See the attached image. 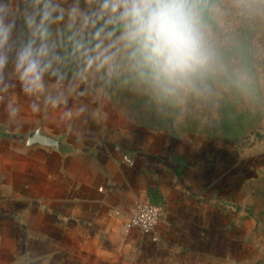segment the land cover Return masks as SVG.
Masks as SVG:
<instances>
[{
  "label": "clouds",
  "instance_id": "clouds-1",
  "mask_svg": "<svg viewBox=\"0 0 264 264\" xmlns=\"http://www.w3.org/2000/svg\"><path fill=\"white\" fill-rule=\"evenodd\" d=\"M262 31L264 0H0V115L83 140L125 95L198 151L229 106L264 114Z\"/></svg>",
  "mask_w": 264,
  "mask_h": 264
},
{
  "label": "crops",
  "instance_id": "crops-1",
  "mask_svg": "<svg viewBox=\"0 0 264 264\" xmlns=\"http://www.w3.org/2000/svg\"><path fill=\"white\" fill-rule=\"evenodd\" d=\"M66 142L77 150L25 149L17 157L23 170L0 173V244L19 251L0 247V264H19L20 254L27 257L20 264H204L194 245L208 238L209 196L189 180L185 158L133 150L130 166L115 150ZM145 199L162 205L163 218L150 233L125 232L134 204Z\"/></svg>",
  "mask_w": 264,
  "mask_h": 264
},
{
  "label": "rangeland",
  "instance_id": "rangeland-1",
  "mask_svg": "<svg viewBox=\"0 0 264 264\" xmlns=\"http://www.w3.org/2000/svg\"><path fill=\"white\" fill-rule=\"evenodd\" d=\"M260 35L264 37V31ZM16 91L20 94L19 86ZM134 107L131 97L114 96L105 108V118L99 124L89 121L85 125L83 140L54 120L33 116L26 110L19 127L0 115V173L23 170L25 160L21 162L17 157H25L27 136L42 120L46 131L65 135L77 147L85 144L109 148L123 158L134 156L133 150L143 149L161 153L168 162L185 158L190 165L189 180L196 191L209 196L205 200L210 206L205 205L203 213L208 238L194 245L195 251L199 248L204 254V264H264V114H250L235 104L229 106L221 128L195 151L172 132H154L148 119L139 117L138 122H132ZM189 135L195 137V133ZM40 163L38 160L36 165ZM93 163L88 159L80 161L87 166ZM3 184L0 181V188ZM6 246L19 253L15 244H0L4 249ZM26 258L20 254L18 263Z\"/></svg>",
  "mask_w": 264,
  "mask_h": 264
},
{
  "label": "built area",
  "instance_id": "built-area-1",
  "mask_svg": "<svg viewBox=\"0 0 264 264\" xmlns=\"http://www.w3.org/2000/svg\"><path fill=\"white\" fill-rule=\"evenodd\" d=\"M123 160L128 165L134 164V160L130 156H124ZM162 214H164L163 207L151 200L138 201L135 204L133 213L124 222L123 229L128 232L133 228H137L144 233H150L159 224Z\"/></svg>",
  "mask_w": 264,
  "mask_h": 264
},
{
  "label": "water",
  "instance_id": "water-1",
  "mask_svg": "<svg viewBox=\"0 0 264 264\" xmlns=\"http://www.w3.org/2000/svg\"><path fill=\"white\" fill-rule=\"evenodd\" d=\"M66 136L53 135L45 130L44 120H42L35 129L27 136L25 149L27 151L36 148H45L48 150L58 151L61 155H66L75 152L77 149L66 142ZM161 216V219L163 218ZM28 264H36L34 262Z\"/></svg>",
  "mask_w": 264,
  "mask_h": 264
},
{
  "label": "trees",
  "instance_id": "trees-1",
  "mask_svg": "<svg viewBox=\"0 0 264 264\" xmlns=\"http://www.w3.org/2000/svg\"><path fill=\"white\" fill-rule=\"evenodd\" d=\"M157 205H159V206H161V207H162V205H160V204H157Z\"/></svg>",
  "mask_w": 264,
  "mask_h": 264
}]
</instances>
